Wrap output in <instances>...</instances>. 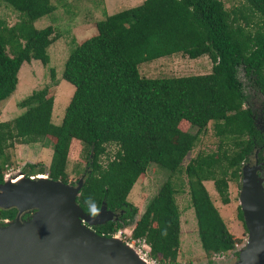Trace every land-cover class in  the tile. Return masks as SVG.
I'll return each instance as SVG.
<instances>
[{"label":"trees","instance_id":"1","mask_svg":"<svg viewBox=\"0 0 264 264\" xmlns=\"http://www.w3.org/2000/svg\"><path fill=\"white\" fill-rule=\"evenodd\" d=\"M245 2L248 15L227 10L221 0H144L105 15L95 24L96 34L77 45L64 63L61 77L74 91L61 123L51 122L54 98L47 86L19 102L23 112L15 119L0 123V185L4 164L10 160L6 150L14 141L28 145L46 137L55 140L48 168L27 165L22 173L68 184L69 147L78 139L85 144L87 163L77 206L91 217L103 203L108 211L120 214L116 221L91 227L97 235L110 238L134 218L137 209L127 201L128 195L155 164L170 177L132 231L133 238H144L150 246V257L175 263L181 231L171 177L180 173L187 178L205 255L233 251L241 240L227 229L204 182L213 183L226 205L229 182L239 181L243 164L254 155L261 160L264 152V133L257 125L264 115V0ZM0 6L20 16L11 27L0 22L1 105L16 90L22 64L37 60L47 65V50L59 36L52 26H33L54 12L50 0H0ZM252 17L257 19L253 31ZM174 54L189 59L206 56L211 72L171 78L139 74V65ZM182 121L196 131L180 130ZM210 123L219 139L216 150L199 152L184 166ZM110 145L117 150L103 164ZM16 214V209H0V225ZM27 217L23 214L21 220ZM238 218L243 222L240 210Z\"/></svg>","mask_w":264,"mask_h":264},{"label":"rangeland","instance_id":"2","mask_svg":"<svg viewBox=\"0 0 264 264\" xmlns=\"http://www.w3.org/2000/svg\"><path fill=\"white\" fill-rule=\"evenodd\" d=\"M144 0H50L54 12L33 24L37 29H43L52 26L59 38L49 46L47 54L49 63L43 65L40 61L31 60L29 63H23L18 72V83L16 90L11 98L0 105V123L10 122L20 115L23 110L18 104L33 91L39 90L45 86L49 87V95L54 98L51 122L60 124L64 116L65 109L70 102L74 88L68 82L62 79L64 63L70 52L84 40L96 34L95 24L102 20L105 15H111L131 7L140 5ZM227 10L237 9L240 15H248L247 4L245 0H221ZM4 5L5 3H1ZM6 5V4H5ZM20 21V16L13 10L0 6V22L7 27H11ZM250 25L254 26L257 21L255 17L249 19ZM256 26L252 28V31ZM6 53L10 55L8 48ZM211 61L202 56L197 59H189L183 54H174L163 57L151 62H146L138 66L139 74L145 78H171L187 77L193 75H204L211 72ZM257 103V101L255 102ZM257 108H261L259 104ZM257 119L258 127L264 133V115ZM183 132L194 133L195 128L189 126L185 121L179 124ZM54 138L46 137L40 143L20 144L14 141L13 147L6 150L10 155V160L4 164V178L14 179L27 165H41L48 168L54 146ZM219 139L215 136L210 123L206 132L202 133L191 151L185 159L184 166L188 160L197 153H210L216 150ZM117 148L113 145L107 146L106 154L101 158L105 164L107 157L113 158ZM87 163V152L85 144L78 139H72L66 167L67 181L70 187H76L81 175L85 170ZM251 173L247 176L246 172H241L239 181H231L228 184L229 203L224 205L218 196L211 181L204 182V186L210 196V199L220 214L229 232L241 240L237 247L227 253L223 259H214V256H207L203 252L199 237L194 212L190 202L187 178L183 173L171 177L175 184L177 194L175 196L177 206L180 211V246L175 263L169 259L161 260V256L154 259L147 256L145 259L149 264H237L239 261V251L243 249L248 240V231L243 222L238 218V211L242 212L239 200L244 187L251 188L253 183H258L262 189L261 194L264 201V152L261 160L256 156H251L247 163ZM254 169V171H253ZM254 173L255 181H251ZM170 177L168 171L161 169L155 164H150L146 172L138 178L127 201L137 209V213L126 227L118 232V238L131 245L141 238H133L132 231L136 222L144 213L147 205L159 191L161 185ZM120 214H117L112 220L116 221ZM243 216V215H242ZM115 236V235H114ZM132 246V245H131ZM137 254L142 256V250L135 245L133 247ZM144 258V257H143Z\"/></svg>","mask_w":264,"mask_h":264},{"label":"water","instance_id":"3","mask_svg":"<svg viewBox=\"0 0 264 264\" xmlns=\"http://www.w3.org/2000/svg\"><path fill=\"white\" fill-rule=\"evenodd\" d=\"M241 172L249 176L251 169L243 166ZM254 176L252 182L257 180ZM81 185V180L70 187L47 176L42 181L23 173L14 179L3 178L0 209H16L17 214L0 225V264H142L133 256L137 252L127 250L128 243L119 238L113 242L114 236H99L92 230L113 221L117 214L104 203L95 217L84 214L76 204ZM251 186L240 194L249 237L237 264H264V201L260 185ZM34 213L39 214L36 221L32 220ZM23 214L28 217L21 220ZM143 262L149 264L146 259Z\"/></svg>","mask_w":264,"mask_h":264},{"label":"built area","instance_id":"4","mask_svg":"<svg viewBox=\"0 0 264 264\" xmlns=\"http://www.w3.org/2000/svg\"><path fill=\"white\" fill-rule=\"evenodd\" d=\"M117 233H118V235H121V232H117ZM136 243L140 247V249H138V250H140L139 252H141V250L143 251L142 252V256L144 258H146L147 256H150V246L146 243L144 238H141L140 240H137V242H132L131 245L133 247H135ZM236 247H237V244L235 245V248ZM226 254L227 253H215V254H213V256H214V259H223Z\"/></svg>","mask_w":264,"mask_h":264},{"label":"bare ground","instance_id":"5","mask_svg":"<svg viewBox=\"0 0 264 264\" xmlns=\"http://www.w3.org/2000/svg\"><path fill=\"white\" fill-rule=\"evenodd\" d=\"M39 176V179H41L42 181H44V175H38ZM19 182L20 181V178H18L17 180H16V182ZM38 216H39V214L38 213H34L33 214V216H32V220H34V221H36L37 220V218H38ZM113 242H116V243H118L119 242V240H118V236H114V239H113ZM129 246H127V250L128 251H131L132 252V250H134L135 251V249L133 248V246H131L130 244H128ZM136 252V251H135ZM133 253V252H132ZM134 256V258L136 259V260H138L140 263H142V264H146L145 262H143V260L145 259V258H143V257H141L139 254H138V256H136V255H133ZM140 258H142V259H140Z\"/></svg>","mask_w":264,"mask_h":264}]
</instances>
